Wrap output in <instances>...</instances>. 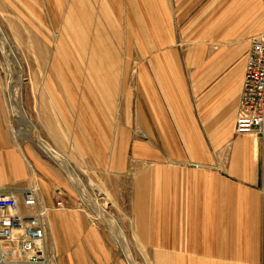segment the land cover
Here are the masks:
<instances>
[{
    "label": "crops",
    "instance_id": "1",
    "mask_svg": "<svg viewBox=\"0 0 264 264\" xmlns=\"http://www.w3.org/2000/svg\"><path fill=\"white\" fill-rule=\"evenodd\" d=\"M195 22L186 51L168 24L157 26L153 56L138 63L136 105L131 96L124 118L130 157L106 153L111 142L102 137L98 89L91 90V106L84 91L76 94L68 79L50 74L64 88L39 92L37 111L27 115L29 136L10 118L0 81V192L37 188L57 264L126 263L111 237L74 207L68 176L42 152L34 132L80 174L100 179L115 210L133 218L132 238L145 264H264V136L234 132L245 56L252 37L264 32V0H203ZM100 76L92 74L96 87ZM57 197L68 207L57 208ZM19 209L28 211L21 202Z\"/></svg>",
    "mask_w": 264,
    "mask_h": 264
},
{
    "label": "rangeland",
    "instance_id": "2",
    "mask_svg": "<svg viewBox=\"0 0 264 264\" xmlns=\"http://www.w3.org/2000/svg\"><path fill=\"white\" fill-rule=\"evenodd\" d=\"M106 2L109 3L110 18L104 15L99 0H0L1 91L10 118L15 119V116L8 102L11 97H16L26 122L31 124L27 115L30 108L37 111L39 92L49 89L48 85L53 88L56 85L60 89L64 88L59 79L64 77L68 79L76 94L78 90L84 91L85 100L89 101L91 106L93 105L91 90L98 89L101 93L95 100L100 102L102 137L106 133L109 143L111 142V145L107 146L108 149L106 146H101V149L105 148L106 153H111V150L123 151L130 157L129 146L123 144L124 118L125 107L126 105L130 107L131 96L132 107L136 105L138 63L144 57L153 56L151 49L155 48L154 31L157 26L163 30L168 24L179 49L186 51L199 22H195V17L203 5V0H106ZM131 3L134 10L131 9ZM102 5L105 6L104 2ZM166 12L167 22L164 21ZM191 19L193 25L189 26ZM152 22H155V26ZM107 25L111 30L115 29L114 34ZM92 39L96 41L97 47L94 46ZM97 39L109 48L97 44ZM91 62L98 72L94 73ZM50 74H58L59 79L51 76L48 78ZM92 74L101 75L97 87L92 81ZM51 78L55 83L48 82ZM64 83L66 88L70 89L69 83L67 81ZM15 121L17 122L16 119ZM109 122H115L117 125L109 130L110 126L107 125ZM133 128L134 133L135 126ZM33 135L38 143L39 138L42 139L68 159V156L60 152V149L49 140L39 137L35 132ZM68 163L70 166L68 179L74 194H76L74 186H84L88 191L95 189L99 192L102 200L107 198L108 208L124 233L126 246L132 254L131 259L136 264H145L146 261L138 254V248L132 238L133 218L126 211L115 210L116 207L105 186H102L103 183L101 185L100 179L96 180L87 173L80 174L69 159ZM73 201H76V195ZM87 220L109 235L105 227L92 223L88 218ZM47 231L48 214L46 235ZM49 253L56 258L53 250ZM119 254L124 259L122 252L119 251Z\"/></svg>",
    "mask_w": 264,
    "mask_h": 264
},
{
    "label": "built area",
    "instance_id": "3",
    "mask_svg": "<svg viewBox=\"0 0 264 264\" xmlns=\"http://www.w3.org/2000/svg\"><path fill=\"white\" fill-rule=\"evenodd\" d=\"M234 132L264 136V32L252 37L245 56ZM39 142L47 158L68 176L70 166L66 157L40 138ZM74 190L75 208L83 211L92 223L105 227L116 249L119 247L117 250L124 255V262L129 264V259L117 240L116 231L109 224L108 217L113 214L108 208L107 198L102 200L99 192L95 189L88 191L84 186H74ZM19 202L27 208V212L20 211ZM55 206L67 208L68 202L57 197ZM47 214L48 208L39 201L38 190L34 186L20 193L0 192V264H57L55 256L47 248Z\"/></svg>",
    "mask_w": 264,
    "mask_h": 264
},
{
    "label": "bare ground",
    "instance_id": "4",
    "mask_svg": "<svg viewBox=\"0 0 264 264\" xmlns=\"http://www.w3.org/2000/svg\"><path fill=\"white\" fill-rule=\"evenodd\" d=\"M100 3L102 4V2H104L103 0H99ZM0 34H1V29H0ZM6 47V46H5ZM92 49V48H91ZM95 52V51H94ZM95 54V53H94ZM10 97V96H9ZM9 107L11 108V112L14 114L15 116V119L17 120L19 126H20V132L21 133H25L29 136L32 135L31 131L33 130L31 128V124H29L28 122H26L27 120H25L24 118V115L22 113V110H21V105H19V102L17 100V98H10L9 100ZM25 120L26 123H24L23 121ZM18 126V127H19ZM18 130V129H17ZM14 131V130H13ZM15 134V133H14ZM19 134V133H18ZM16 136V135H15ZM109 218V221H110V225H113V229L116 231V236H117V240L118 242L122 245L123 249H124V252L126 253V256L128 257L129 259V264H136L134 262V260H132L131 258V252L129 250V248L126 246V242H125V236H124V233L122 232V230L119 228V225L116 221V219L111 215ZM127 241V240H126Z\"/></svg>",
    "mask_w": 264,
    "mask_h": 264
}]
</instances>
